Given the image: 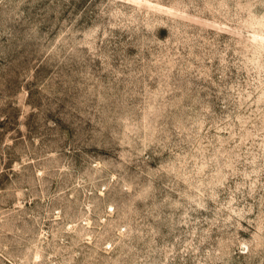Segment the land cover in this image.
Instances as JSON below:
<instances>
[{"label":"rangeland","instance_id":"rangeland-1","mask_svg":"<svg viewBox=\"0 0 264 264\" xmlns=\"http://www.w3.org/2000/svg\"><path fill=\"white\" fill-rule=\"evenodd\" d=\"M0 264H264V0H0Z\"/></svg>","mask_w":264,"mask_h":264}]
</instances>
